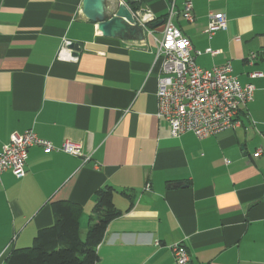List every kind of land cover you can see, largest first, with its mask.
<instances>
[{
  "label": "crops",
  "instance_id": "1",
  "mask_svg": "<svg viewBox=\"0 0 264 264\" xmlns=\"http://www.w3.org/2000/svg\"><path fill=\"white\" fill-rule=\"evenodd\" d=\"M82 1L0 0V151L11 133L33 129L90 155L33 145L22 177L0 174V264L53 223V201L79 204L87 230L95 190L106 184L121 214L108 222L94 264H175V242L189 264H264V150L254 155L264 149V76H250L264 71V0H191L190 22L184 0H113L161 20L152 25L157 38L172 7L199 66L230 61L239 82L253 84L241 125L202 139L171 137L155 116L154 38L103 35ZM209 13H223L226 28L209 35ZM64 40L78 44V55Z\"/></svg>",
  "mask_w": 264,
  "mask_h": 264
},
{
  "label": "built area",
  "instance_id": "2",
  "mask_svg": "<svg viewBox=\"0 0 264 264\" xmlns=\"http://www.w3.org/2000/svg\"><path fill=\"white\" fill-rule=\"evenodd\" d=\"M173 14L171 7L163 20L161 36L157 38L155 29L149 25L155 21L152 13L143 9L133 13L144 35H151L155 40L154 61L158 64L155 116L168 124L171 137L191 132L202 139L225 129L239 127L242 107L253 99V84L240 83L232 73L230 61L210 68L199 66L195 56L200 51L193 49L189 38L173 24ZM181 15L186 21L194 20L191 0H184ZM225 28L226 18L223 13H209L206 28L209 35ZM63 42V45L71 43L68 40ZM206 51L212 55L217 52L211 49ZM261 53L264 55V50ZM256 56L252 52L247 59L253 63ZM62 57L76 60L75 56L65 52ZM250 76H264V71H252ZM33 145L41 146L45 151L60 149L82 156L84 160L90 157L83 154L77 143L66 140L56 147L50 140L39 137L33 129H27L22 133H11L9 141L2 146L0 174L10 170L15 177H22L25 174L28 148ZM263 150L258 147L254 155H261ZM170 249L175 264H189V252L182 242L171 244Z\"/></svg>",
  "mask_w": 264,
  "mask_h": 264
},
{
  "label": "trees",
  "instance_id": "3",
  "mask_svg": "<svg viewBox=\"0 0 264 264\" xmlns=\"http://www.w3.org/2000/svg\"><path fill=\"white\" fill-rule=\"evenodd\" d=\"M113 193L114 187L109 184L95 190L84 238L79 226L80 205L71 201H53V223L39 229L30 246L9 251L5 264H94L96 247L108 222L121 214L113 203Z\"/></svg>",
  "mask_w": 264,
  "mask_h": 264
},
{
  "label": "water",
  "instance_id": "4",
  "mask_svg": "<svg viewBox=\"0 0 264 264\" xmlns=\"http://www.w3.org/2000/svg\"><path fill=\"white\" fill-rule=\"evenodd\" d=\"M82 13L97 23V29L105 36L136 41L144 39L142 28L124 2L115 4L113 0H83ZM161 22H153L152 25ZM68 47L72 49L73 55H78L80 48L77 43L71 42Z\"/></svg>",
  "mask_w": 264,
  "mask_h": 264
},
{
  "label": "rangeland",
  "instance_id": "5",
  "mask_svg": "<svg viewBox=\"0 0 264 264\" xmlns=\"http://www.w3.org/2000/svg\"><path fill=\"white\" fill-rule=\"evenodd\" d=\"M86 222H87V219H86ZM82 229H83V231H82V233H81V236H82V238H84L85 237V230H86V225H85V227H84V225H82Z\"/></svg>",
  "mask_w": 264,
  "mask_h": 264
}]
</instances>
